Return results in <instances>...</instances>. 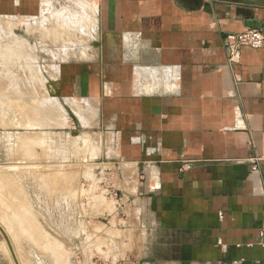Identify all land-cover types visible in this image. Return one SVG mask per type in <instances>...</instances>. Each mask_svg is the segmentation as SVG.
<instances>
[{"label": "crops", "instance_id": "1", "mask_svg": "<svg viewBox=\"0 0 264 264\" xmlns=\"http://www.w3.org/2000/svg\"><path fill=\"white\" fill-rule=\"evenodd\" d=\"M95 1L96 37L57 76L70 120L131 171L111 216L129 264H264V48L223 46L264 36V0Z\"/></svg>", "mask_w": 264, "mask_h": 264}, {"label": "rangeland", "instance_id": "2", "mask_svg": "<svg viewBox=\"0 0 264 264\" xmlns=\"http://www.w3.org/2000/svg\"><path fill=\"white\" fill-rule=\"evenodd\" d=\"M46 1L0 10V226L17 264H129L111 216L131 171L112 139L70 120L57 76L96 37V1ZM10 249L0 233V264H16Z\"/></svg>", "mask_w": 264, "mask_h": 264}, {"label": "built area", "instance_id": "3", "mask_svg": "<svg viewBox=\"0 0 264 264\" xmlns=\"http://www.w3.org/2000/svg\"><path fill=\"white\" fill-rule=\"evenodd\" d=\"M223 46L229 54V61L231 62L242 48L263 49L264 36L259 29H246L239 33L226 35Z\"/></svg>", "mask_w": 264, "mask_h": 264}, {"label": "water", "instance_id": "4", "mask_svg": "<svg viewBox=\"0 0 264 264\" xmlns=\"http://www.w3.org/2000/svg\"><path fill=\"white\" fill-rule=\"evenodd\" d=\"M0 233H1L2 236L4 237L5 241L7 242L8 246H9V249H10L11 247H10L9 239H8V237H7L6 233H5V231H4L1 227H0ZM10 251H11V254L13 255V258H14L15 263L17 264L16 259H15V257H14V254H13V252H12V249H10Z\"/></svg>", "mask_w": 264, "mask_h": 264}, {"label": "bare ground", "instance_id": "5", "mask_svg": "<svg viewBox=\"0 0 264 264\" xmlns=\"http://www.w3.org/2000/svg\"><path fill=\"white\" fill-rule=\"evenodd\" d=\"M90 9H91V8H90ZM89 11H90V10H89ZM94 13H96V7H95V6L92 7V11H91V14H94ZM88 17H89V16H88ZM92 18H93V17H92ZM90 20H92V19H90ZM31 72H32V71H31ZM34 81H35V80H34ZM34 81H33V82H34ZM33 82H32V83H33ZM34 84H35V83H33V85H34ZM41 85L43 86V84H41ZM33 87H34V86H33ZM43 87H44V86H43ZM34 88H35V87H34ZM76 112H77V111H76ZM41 115H42V114H41ZM41 115H40V116H41ZM40 121H41V120H40ZM87 142H88V141H87ZM88 145H89V144H88ZM1 218H2V217H1ZM0 220H1V219H0ZM8 223H9V222H8ZM0 227H1V226H0ZM13 227H14V226H13ZM1 228H2V227H1ZM2 229H3V228H2ZM3 230H4V229H3ZM5 233H6V231H5Z\"/></svg>", "mask_w": 264, "mask_h": 264}]
</instances>
